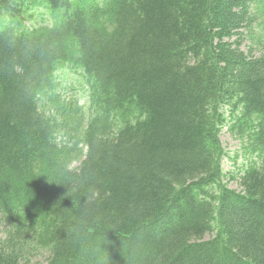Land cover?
Returning a JSON list of instances; mask_svg holds the SVG:
<instances>
[{"label":"trees","instance_id":"trees-1","mask_svg":"<svg viewBox=\"0 0 264 264\" xmlns=\"http://www.w3.org/2000/svg\"><path fill=\"white\" fill-rule=\"evenodd\" d=\"M0 226V264H264V0H0Z\"/></svg>","mask_w":264,"mask_h":264},{"label":"rangeland","instance_id":"rangeland-1","mask_svg":"<svg viewBox=\"0 0 264 264\" xmlns=\"http://www.w3.org/2000/svg\"><path fill=\"white\" fill-rule=\"evenodd\" d=\"M37 12L39 13L40 16L46 19V22L50 20L49 16L46 15V12L43 8L39 9ZM37 17L40 23L41 19L39 16ZM242 47L245 51H247L249 47L248 43H243ZM69 87H71L70 90L72 93H76V96L79 99V103L81 105H85L87 97L86 94H84L83 91L80 89L81 88L80 85L72 84ZM220 140L227 152V155L223 160V168L224 171L226 172V177L224 181L230 189L239 192L242 190V187L240 185V177L243 175L244 169H246L248 166L249 158L242 151L243 147L241 140L237 138V136H235L228 129V127L223 128L220 134ZM1 229L2 228L0 226V234H1Z\"/></svg>","mask_w":264,"mask_h":264}]
</instances>
